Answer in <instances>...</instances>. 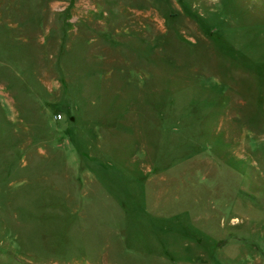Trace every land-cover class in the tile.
<instances>
[{"label": "rangeland", "instance_id": "374dc122", "mask_svg": "<svg viewBox=\"0 0 264 264\" xmlns=\"http://www.w3.org/2000/svg\"><path fill=\"white\" fill-rule=\"evenodd\" d=\"M0 264H264V0H0Z\"/></svg>", "mask_w": 264, "mask_h": 264}]
</instances>
